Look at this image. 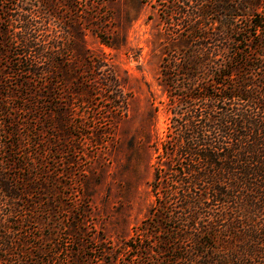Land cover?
<instances>
[{"label":"trees","instance_id":"obj_1","mask_svg":"<svg viewBox=\"0 0 264 264\" xmlns=\"http://www.w3.org/2000/svg\"><path fill=\"white\" fill-rule=\"evenodd\" d=\"M190 1L175 7L179 39L159 67L168 124L155 148L154 202L126 244L135 264H264V0ZM16 18L19 29L2 39L26 48L10 68L16 82L0 65V264L25 263L34 208L27 196L36 184L13 171L28 160L15 112L34 136L38 123L67 135L71 117L50 107L63 103L54 83L31 81L52 72L40 61L54 62L66 45H50L31 10ZM11 97L24 103L10 105Z\"/></svg>","mask_w":264,"mask_h":264},{"label":"rangeland","instance_id":"obj_2","mask_svg":"<svg viewBox=\"0 0 264 264\" xmlns=\"http://www.w3.org/2000/svg\"><path fill=\"white\" fill-rule=\"evenodd\" d=\"M190 2L74 0L68 7V0H51L50 6L47 0H0L6 80L16 82L10 68L19 66L16 59L26 50L2 43L5 31L19 29L15 19L22 9L41 20L50 45H66L54 62L40 59L52 72L31 81L36 89L54 83L63 103L50 107L71 112L67 135L38 123L41 131L34 136L25 129L26 114L15 112L22 131L19 150L28 160L13 171L36 184L27 196L34 208L24 264H135L126 243H132L134 228L154 202L155 148L168 124L160 62L179 39L173 34L179 27L175 7ZM7 101L24 103L15 97ZM59 119L54 112L51 120Z\"/></svg>","mask_w":264,"mask_h":264}]
</instances>
